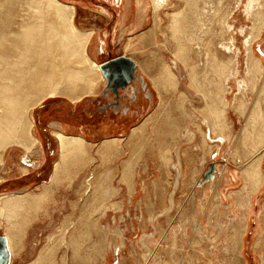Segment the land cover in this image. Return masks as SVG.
Here are the masks:
<instances>
[{"label": "bare ground", "instance_id": "6f19581e", "mask_svg": "<svg viewBox=\"0 0 264 264\" xmlns=\"http://www.w3.org/2000/svg\"><path fill=\"white\" fill-rule=\"evenodd\" d=\"M105 1L109 4V9L111 8L115 13L117 12V16L121 14V20H117L118 23H128V29L126 30L128 41L125 44V51L127 50L126 48L131 51L130 54H137L141 51V57L151 54V51L149 55L146 54L147 52L145 53V36L149 34L151 37L152 29L155 26L153 24L151 28H142L147 22L150 10L152 18L155 16V21L157 19L160 20L159 12L164 8V5L166 4L167 7L169 2L172 5L176 3L173 0H151L150 3L148 0ZM242 2L244 0H179L176 10L173 9L171 12L172 18L170 19L171 25L169 27L173 31L172 38L176 39L173 52L175 58L171 60L170 64L161 59V61L155 64L156 68L153 74L147 72L153 85L157 88L159 98L163 90L170 89L173 93H179L180 98L177 100V104H174L175 110L178 111L179 116L177 118L179 120L187 118L192 112V109L188 110L185 108L187 97L178 88L180 79L178 73L175 71L181 65L186 71V84L204 100L202 107L191 105L198 115H202L200 125L203 126V130L198 128L201 132L200 140L196 144L193 143L194 133L186 130L189 133L187 137L188 146L199 145L198 149L207 148L211 150L212 148H216L218 150V147L223 145L228 139V134L232 128L233 122L230 120V112H233L240 122L241 127L237 132V146L240 153L237 155V159L241 163L242 169L238 177L244 183L240 189L228 193L231 196L229 198L230 204H234L240 210L239 212H234V216L242 221L239 229L240 234L243 233V230L245 231L246 209H250L252 195L260 189L264 180L261 168V160L264 155V62L260 55L261 51L258 54L256 53L257 49H255L257 40L264 37V0H245L243 9L245 18L243 23L240 22L237 26V18L233 15L235 12H233L234 6L232 4L235 3L237 7ZM79 4L81 3L79 2ZM102 12L108 14V10L105 8L102 9ZM74 14L75 6L68 0H0V164H4L5 152L11 147L16 146L26 152L36 147L39 141L34 135L36 131L33 133L34 121L31 113L44 99L54 96H64L72 101H76L82 98L83 95L94 92L96 84L102 82L103 76L100 71V65L92 54L94 55L104 47V41L93 29L78 28L74 22ZM168 18H170V15ZM154 20L152 19L151 23H155ZM157 22L159 24V21ZM138 28L142 29L139 33L137 32ZM179 30L182 31V36L178 35ZM133 31H136L135 35L138 34L137 40L144 38L143 44H137L136 47H132L131 41L134 36L131 33ZM237 40H241L238 45L236 43ZM154 61L156 62V60ZM148 64L150 66V63ZM141 67H143L142 64ZM233 86H236L235 89L237 91L233 94L232 99H229L228 94L232 92ZM169 113L163 124L167 127L161 131L160 129L158 130L160 132L158 138H160L162 133H167L168 130L169 135L171 133L174 134L173 129H171L173 124L175 125V130H178L177 128L180 127V123H176L174 117L170 120V110ZM152 118L153 116L150 113L144 116L140 122L130 128V133L127 137L124 134L110 136L104 138L99 144L88 141V138L86 139L80 135L66 134L64 133L65 130L64 132L53 130L52 132L57 136L58 140V157L53 163V169L49 178L42 182L45 187L43 192L9 191L0 193V223L3 222L5 224L3 235L6 238L11 258L14 253L24 248V244L25 248L27 247L28 227H30L32 222L37 221L38 230L44 226L48 218L51 219L53 217V214L49 210L53 208L52 200L48 197L50 192H52L49 188L57 187L64 175H70L69 169L74 164H88L93 158L89 152L91 146H96L95 152L101 156L100 159L102 161L103 159L106 160L107 153L110 150H112V154H115V147L123 141V146L131 148H128L131 155L134 152L141 155L146 148L143 135L145 133L144 129ZM112 128H115V126ZM133 137L138 138V140L133 141ZM162 138L165 137L163 136ZM132 145L135 146L133 147ZM158 147L161 146L158 145ZM194 148L196 150L197 147ZM170 152V148L167 147L157 153L159 154V158H164L165 166H169L170 160H172L170 167L176 173L169 204L161 210L160 214H167L173 207V193L175 190H179V184L184 177L179 148L175 149V159L169 156ZM200 163H202L201 160ZM132 164L133 162L131 163V160L127 159L123 160L120 165L121 175L119 183L126 184L129 196H132L133 191L136 190V187L132 184L133 181H131L133 174H135ZM197 169L194 166L192 167L190 176L194 180H191L189 184L193 185L194 183L195 187L201 188L204 192L209 188L212 190L215 186L214 179L221 178L222 180V178L228 176L225 172V175L224 173L223 175L221 173L222 176L218 175L220 170L217 169L215 170L216 175L211 176L212 179L209 181H206V178H203L202 181H196L195 177H197V172H199ZM26 170L25 167H22L24 173ZM67 178L69 180L68 183H70L71 177L67 176ZM93 178H95L94 175L88 176L80 185L77 193L79 199L84 198L85 201L87 200L86 205L88 206L87 208H75L76 213L80 208L85 211L84 213H78L79 216L75 222L78 221L86 225V227H83L79 223L80 229L78 230L73 225L72 227H68L69 217L64 216L65 218L63 217L64 219L60 222L62 227L59 228L58 237L55 238L54 234L51 233L46 238L47 241L56 240V243L49 247L53 254H55L54 252L57 247H64V254L61 256V260L63 262L66 261L68 264H78L81 260H84L88 264L90 261L89 257L78 251L79 246L84 245L83 241L80 242L79 240L82 238L81 234L83 233H85V243V239H89L91 234H95L96 232L97 234L99 232L104 234V238H102L103 243L101 244L103 249L101 251V259L105 260L107 250L111 249L112 242L109 240V235L111 234L109 228L105 229V227L101 229L100 226L97 227L100 224V215L95 218L92 215L97 208L100 209L99 213L101 215L107 209L110 210V208L121 211V208L118 207L119 205L111 207V205H114V202L108 204L111 200L110 198L121 193V188L113 186L111 178L108 183L105 181L104 184H100L95 188L92 185L94 183ZM1 179L0 177V181ZM99 182L102 181L100 180ZM214 196L216 201L228 200L222 191L215 193ZM193 197H195L194 194ZM73 202L75 201H71L69 204L74 206ZM44 203L47 206L43 205ZM66 205H68V202L64 203L62 200L60 203L61 209L66 207ZM126 205L128 206L127 203ZM199 207V204L196 203L193 210L194 215L198 213ZM197 218L193 220V223L195 224L196 232H201L202 227L197 225ZM153 220L155 221V218L151 217L150 221L154 225ZM217 229H219V232H225L226 230L224 226L221 227L220 225H217ZM178 230L182 232L181 229ZM176 231L177 229H174V232L170 234L167 232L169 235L162 232L158 243L160 248H164L166 254H172L173 259L179 263L182 256L179 254L180 248L185 249V246L183 242H181V246L176 243L174 234ZM181 232L179 239H182ZM152 236L150 233V238ZM148 238L149 236H144V240L141 239L144 241L142 242L143 245L150 243ZM198 238L199 236L196 237V240ZM204 239L211 243L215 242L212 241V236H206ZM241 239L242 235H240V240L236 241V247L239 248V250H236L238 255L241 253ZM88 244L86 243L87 249L90 248ZM121 244L120 242L115 245L119 247ZM209 245L207 244V246ZM151 249L148 247L147 252L144 251L140 261L135 257L129 258V256H126L125 264H147L151 257ZM33 250V247L28 244V253L26 254L30 255ZM45 255L46 248L41 247L37 250L34 258L30 262L28 261V264H44ZM188 255L194 257L192 260L193 264H207L206 260H201L197 257L199 255L209 256V261H212L214 264H221L218 263L220 260H227L226 258L221 259L223 256L220 252H214L211 250V247L206 248V245L204 249L192 246L191 252ZM121 263L123 264V262Z\"/></svg>", "mask_w": 264, "mask_h": 264}, {"label": "rangeland", "instance_id": "374dc122", "mask_svg": "<svg viewBox=\"0 0 264 264\" xmlns=\"http://www.w3.org/2000/svg\"><path fill=\"white\" fill-rule=\"evenodd\" d=\"M68 1L73 3L75 6V14L73 18L78 28L93 29L94 31L107 33L108 35H110L111 33L115 32V30L117 29L116 27L121 26L120 23L116 25L117 20H121V14L117 16V12L115 13L113 9L112 10L111 8L109 9V4L105 0H68ZM79 2L81 4H79ZM148 2L150 3L151 0H148ZM173 2L176 3L172 5L169 2L167 7L165 4L164 8L161 9V11L159 12L160 20L157 19L155 21L154 20L155 16L154 18H152L153 16L151 15V10H150L147 16V22L145 26L142 27L143 29H145L148 27L151 28L153 24L155 26V28L152 29L153 32L151 33L152 34L151 37L154 40L149 36V34H146L145 47H144L145 53L147 52L146 54L149 55L151 51V54L153 53V55L151 54L149 56L143 55L141 57L140 55L141 51L140 53L137 54H131L133 56L131 58H133L138 63V66L140 65L141 67L142 64L143 66L142 68L145 71L149 70L146 72H150V74H153L155 72V68H156L155 64L161 61V59L170 64L171 60L175 58L173 52L175 49L174 45H176L175 43L176 39L172 38L173 31L169 27L171 25L170 19L172 18L171 12L173 9L176 10V7H178L179 5L177 4L179 0H173ZM244 2H242V4L239 3L237 7L235 3L232 4V6H234L233 12H235L233 15H235L237 18L236 19V23H238L237 26L240 24V22L243 23L245 18L244 16L245 13L243 10ZM103 8L108 10V14L102 12ZM169 15L170 18H168ZM152 19L155 21V23H151ZM157 21H159V24ZM119 28H122L120 32H122L123 40L120 41L115 40L114 42L112 40V42L109 43L110 45L109 54L106 55L105 57L102 56L101 59L107 58L108 56H114L116 54L124 53L125 49L123 51V44L126 41L127 35L123 34L124 31L123 27H119ZM138 29L139 30H137V32L142 30L140 28ZM181 32L182 31L179 30L178 35L182 36ZM137 36L138 34L135 35V40H134L135 42L132 43V47H136L137 44H143L144 38L137 40ZM240 41L241 40L236 41L237 45L239 44ZM152 42L154 43V45H152L153 44ZM103 46H104L103 48H105V43ZM263 46H264V37H261L260 39L257 40V43L255 44V49H257L256 53L258 54L259 51H261L260 55L262 56L264 62ZM103 48H101V50ZM128 52L130 51L127 50V53ZM155 56L156 58H154ZM152 57L154 58V60H156V62L153 60ZM148 63H150V66ZM147 67L148 68L152 67V68L148 69ZM175 72L178 73L180 79V84H178V88L180 92L182 91L183 93H185L187 99L189 98V100L187 99L185 100V108L188 110L192 109L191 110L192 114L190 113L189 116H187L188 119L185 118L183 120H179L177 118V116L179 115H178V111H176L174 108V104L180 98L178 95L179 93H175V92L173 93L172 91H170V89L166 91L163 90L161 93V97L159 98L160 102L158 101V103L154 107L150 106L149 113L153 116V118L149 120V122L147 123L146 128L144 129L145 133L143 132L146 143V148L143 154L138 155L135 154L134 152L133 153L134 156L133 154L131 155L129 150L131 148L128 147L129 148L128 149L127 146L125 145L123 146L124 143L123 141L121 143H118L117 146L115 147L114 149V153L116 152L115 154H112L113 152L112 150H110L109 153H107L108 156L106 157V160L103 159L102 161V159H100L101 156L98 155L97 152H95L96 146H91L89 148V152L93 157L92 160H90L88 164H84V163L80 165L78 163L74 164V166L69 169L70 175H64V177L61 179L60 184L57 187L49 188L52 190V192H50L49 196L48 195L47 196L50 197L52 200L53 208L49 210L50 213L53 214V217L51 219L48 218V220L44 223V226L38 230L37 228L39 227H37L36 225L37 221L35 220L34 222L31 223L30 227H28L29 229L28 239L26 238L27 247L25 248V244H24L25 239H24V243H23L24 248H21L20 251L12 255L10 264L12 262H13L12 264H28L36 255L37 250H39L41 247L46 248V255H45L46 259L43 260L44 264H54V263L68 264L66 263V261L63 262L61 260L62 258L61 256L64 254L63 253L64 247H57L54 252L55 254H53L52 250L50 251L49 247L55 244L56 240L47 241L46 238L51 233L54 234L55 238L58 237L57 235L59 234V228L62 227L60 222H62V220L65 218L64 216L69 217L70 221L69 223H67L68 227H72L73 225L77 230L80 229L78 225L79 222L78 221L75 222V221L79 216L78 213L85 212L81 208H85V207L87 208L88 205H86L87 200L85 201L84 198L79 199L77 193L80 189V185L90 175L95 176V178H93L94 183L92 184L94 185L95 188L100 184H104L105 181L108 183L110 178L113 181L112 182L113 186L121 188V193H119L113 198H110L111 200L108 202V204L114 202V205L110 204L111 207L112 206L116 207L119 205L118 207L121 208V211L113 210L112 208H110V210L107 209L106 212L103 215H101L99 213L100 209L97 208L95 209V212H93L92 217L94 218L100 215V219H99L100 224L97 227L100 226L101 229H104L105 227H106L105 229L109 228L111 233L110 234L111 236L109 235V240L112 243H111V249L107 250L105 254L106 258L104 260L101 259V251H103L101 244L103 243L102 238H104L103 237L104 234H102V232H99L97 234L96 232L95 234H91L89 239L88 238L85 239L86 243H89L88 246H90L89 248L90 250L87 249L86 243L84 241L85 233L81 234L82 238L79 240L80 242L83 241L84 245L79 246L78 251L84 254L86 257H89L90 261L88 264H122L121 262L125 264L126 256H129V258L135 257L138 261H140L142 254L144 253V251L147 252L148 247L149 249L151 248L153 249H151V257L149 258L147 264H193L192 260L194 259V257L188 255V253L191 252L192 246H196L198 248L204 249L205 245L206 248L211 247V250L214 252H220L223 256L221 259L223 258L227 259L224 261L220 260L218 263L221 264H264V180L260 189H258L252 195V202L250 209L248 210L246 209L247 213L245 217V227H244L245 231L243 230L242 234L239 233L240 224L242 223V221H240L236 216H234V212H239L240 210L238 207L234 206V204H230L229 198H231V196L228 195L230 191L233 190L236 191L240 189L244 183L238 177L240 175L242 166L241 163H239V160L237 159L238 158L237 155L240 153L237 146L238 144L237 132L239 131L241 124L234 115V113L230 112V120L233 122L232 128L228 134V139L223 145L218 147V150H216V148H212L211 150L207 148L198 149L199 145L196 146L192 145V147H190V145L188 146L189 143L187 140V137L189 136L188 132L194 133L195 137L193 143L196 144L199 142L200 132L201 130H203V126L200 125V120L202 119L201 118L202 115L201 116L198 115L197 111H195V109H193L194 107H191V105L202 107L204 100L201 99V96H199L197 93L191 90L190 87L186 84L185 82L186 71L184 70V67L182 65ZM101 73L103 74L102 71ZM235 88L236 86L235 87L233 86V90H231L232 92L228 94L229 99H232L233 94L237 91ZM169 110L171 112L170 120L172 117H174L175 118L174 121L176 123H180L179 124L180 127L177 128L179 131L175 130V125L173 124L171 129H173L174 134L172 133H171L172 135L170 134L172 137L168 134L169 132L168 130L167 133H162V135H160V138H158L160 133L158 130L160 129L161 131L162 129L167 127L166 125L163 124L165 118L169 116L168 115ZM198 128H201V130H199ZM121 131H123V134L126 137L130 133V130L128 131V129L120 130L119 132H110V133L116 136ZM163 136L165 138H162ZM137 140L138 138L133 137V141H137ZM100 142H94V143L99 144ZM50 144L51 145L49 146V148L46 149V151L48 150V154L47 153L43 154L39 150L38 148L39 143L36 145V147H34L31 151L28 152L23 151L21 148L16 146L7 149L4 155L5 162L4 164H0V177L2 178L0 181V193L9 192V191H15V192L30 191L32 193L43 192L45 187L43 186L42 182L49 178L52 172L53 163L56 161L58 157V143L55 140H51ZM158 145L161 146L162 148L158 147ZM169 145L172 146L170 147ZM156 147L157 149H155ZM167 147L170 148L171 150L170 152L171 154L169 156L170 157L172 156V159H175V149L179 148V154L181 156V161L183 165L182 169L184 172V177L182 178V182L179 184V190H175V192L173 193V201H174L173 207L170 209V211L167 214L164 213L160 214L161 210L169 204L170 194L173 190V184H174L173 182L174 179L176 178L175 170L170 167V163H172V160H170L169 166L167 165L165 166L163 160L164 158L162 157L159 158V154H157L159 153L160 150H163L164 148ZM194 147H197L196 150ZM184 155H188L189 158L188 156H184ZM44 158H45V162L41 166L40 164L42 163ZM127 159H130L131 163L133 162L132 164L133 171H135V174H133L131 181L134 182V183L132 182V184H134L136 190L133 191L132 196H129L127 194L126 184L119 183V179L121 175L120 165L123 160H127ZM200 160L202 163H200ZM152 162L154 163V165ZM193 166L196 167V169L198 168L197 171H199L197 172L198 173L196 175L197 177H195L196 181L199 180L202 181L203 178H206V181H209L210 179H212L211 176L216 175L215 170L217 169L220 170V173L218 175H221V173L223 175V173L225 172L227 173L228 176L226 178L225 177L222 178V180L221 178L214 179L215 186L212 188V190L209 188L206 191L207 192L206 193L201 188L198 189L197 187H195L194 183L193 185L189 184L191 183V180H194V178L192 179L190 176L191 169ZM22 167H25L27 169L26 170L27 173L25 172L26 174L22 171ZM261 168L264 176V155L261 160ZM67 176L71 177L70 183H68L69 180ZM99 179L102 182H99L100 181ZM194 191L197 193H195ZM221 191L227 196L228 200L224 199L223 201L221 200L216 201L214 195L215 193ZM193 194L195 195L196 199L195 197H193ZM60 199H62L64 203L68 202V205H66V207L62 209L60 207V203L62 200ZM71 201H75L73 202L74 206L69 204ZM126 203L128 204V206L126 205ZM196 203H198L200 207L198 208V213L194 215L193 210ZM43 205L47 206V204L45 203ZM76 207H81L80 209L77 210V213L75 211ZM126 207L127 209H125ZM148 217L149 219H147ZM151 217L155 218V221L153 220L154 225L150 221ZM196 217H198L197 225L202 227L201 232H196L195 224L193 223V220ZM79 224L82 225L83 227H86V225L84 224L81 223ZM4 225L5 224L3 222L0 223V232L4 230L5 228ZM217 225H220L221 227L224 226L226 229L225 232H219V229H217ZM174 229H177V231L174 233L176 238V243L181 246V242H183L185 246V249L180 248L179 254L182 256L180 258L179 263L177 260L175 261V259H173L172 254H166L164 248L162 247L160 248L158 243L160 241L159 236L161 235L162 232L165 233L168 232L170 234L174 232ZM178 229H181L182 232ZM179 231L182 233V239H179V235H180ZM150 233L151 235H153L151 238H150ZM240 235H242L241 244H240L241 253L240 255H238L236 250L237 249L239 250V248L236 247L237 246L236 241L240 240ZM144 236H149L148 238L150 240L149 244L146 245L142 244V242H144L142 241L144 240L143 239ZM198 236L199 238L196 240V237ZM206 236H212L213 237L212 241L215 242L211 243L210 241L205 240L204 238ZM120 242L122 244L119 247L115 245ZM28 244L32 246L34 249L30 255L26 254L28 253ZM207 244L210 245L207 246ZM65 254L67 253L65 252ZM197 257L201 260H206L207 264H214L212 261H209V256L199 255ZM65 258L67 259L66 256ZM78 264H86V263L84 260H81L80 262H78Z\"/></svg>", "mask_w": 264, "mask_h": 264}, {"label": "crops", "instance_id": "0c3cea01", "mask_svg": "<svg viewBox=\"0 0 264 264\" xmlns=\"http://www.w3.org/2000/svg\"><path fill=\"white\" fill-rule=\"evenodd\" d=\"M117 24L119 23L117 22ZM120 24L119 27H123L124 30L123 34L127 35L125 43L123 42L124 51L128 41L126 32L128 23ZM119 27H116L115 32L110 35L95 31L104 40L105 48L94 55L92 54L99 65L103 66V70H101L103 79L100 84H96L95 90L92 92L94 95L92 93H90L91 95L85 94L76 101L64 96L48 97L33 109V133L36 131L34 135L38 138V148L43 154H48L46 149L51 145V140L58 143L53 130L61 132L65 130L66 134L72 133V135L88 138L89 141L100 142L106 137L114 136L110 132H119L125 129L129 131L134 124L140 122L149 113L150 106L154 107L158 103L157 88L153 85L148 73L131 58L133 56L129 49L126 48L130 51L129 53L126 50L124 53L101 59L102 56L105 57L109 54V43L112 40L113 42L123 40L122 32H120L122 28ZM135 33L136 31L131 33L134 36L132 43L135 42ZM113 126L115 128H112ZM121 134L123 131L116 136ZM44 162L45 158L40 165L42 166Z\"/></svg>", "mask_w": 264, "mask_h": 264}, {"label": "flooded vegetation", "instance_id": "af4514ba", "mask_svg": "<svg viewBox=\"0 0 264 264\" xmlns=\"http://www.w3.org/2000/svg\"><path fill=\"white\" fill-rule=\"evenodd\" d=\"M11 260V254L8 249L7 241L3 235V231L0 232V264H9Z\"/></svg>", "mask_w": 264, "mask_h": 264}, {"label": "water", "instance_id": "95a60500", "mask_svg": "<svg viewBox=\"0 0 264 264\" xmlns=\"http://www.w3.org/2000/svg\"><path fill=\"white\" fill-rule=\"evenodd\" d=\"M100 69L103 70V66L100 65Z\"/></svg>", "mask_w": 264, "mask_h": 264}]
</instances>
